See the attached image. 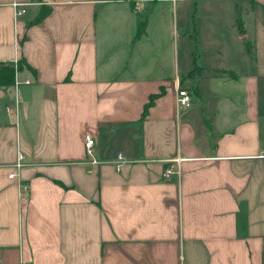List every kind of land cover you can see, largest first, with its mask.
Segmentation results:
<instances>
[{"label":"crops","instance_id":"obj_1","mask_svg":"<svg viewBox=\"0 0 264 264\" xmlns=\"http://www.w3.org/2000/svg\"><path fill=\"white\" fill-rule=\"evenodd\" d=\"M19 59L0 264H264V0H0V62Z\"/></svg>","mask_w":264,"mask_h":264},{"label":"built area","instance_id":"obj_2","mask_svg":"<svg viewBox=\"0 0 264 264\" xmlns=\"http://www.w3.org/2000/svg\"><path fill=\"white\" fill-rule=\"evenodd\" d=\"M14 5H18L17 3H14ZM23 12V9L22 8H17L15 9V13L16 15L20 14ZM16 64H17V61L14 60L13 61V65L12 67L14 68V72L13 73H16L17 70H15L16 68ZM16 82V81H15ZM25 83H28L27 80L24 81ZM174 104H175V108H182V109H186L188 107H190V104H191V98H190V95L189 93L186 91V89H184L183 87H181L179 84H177V81L174 83ZM82 142H83V146H84V151H85V155L89 158L90 157V162L91 163H97V160L91 158V154H92V150H93V143H94V139L93 137L88 133V134H85L83 135V138H82ZM21 158V155H17V160L14 164L15 168L16 167H19L21 165V163H19V160ZM116 168L119 166V164L121 162H123L124 160L122 159L121 157V154L118 152L117 155H116ZM179 158L177 157V159H174V160H171V161H174V162H177ZM172 165H166L163 167L162 171H161V177L162 179H169L171 176H175V177H178V170L175 168V169H172L171 167ZM9 178L15 176V174L13 173H9L7 175ZM19 188L21 191H25L26 190V186L23 185V184H20L19 185ZM19 264H25V263H19Z\"/></svg>","mask_w":264,"mask_h":264},{"label":"trees","instance_id":"obj_3","mask_svg":"<svg viewBox=\"0 0 264 264\" xmlns=\"http://www.w3.org/2000/svg\"><path fill=\"white\" fill-rule=\"evenodd\" d=\"M49 10H50V7L48 5H42L40 7L39 12L36 14L37 16L34 19L30 20L26 25H30V24L40 22L45 16H47ZM139 26L141 28L140 24H139ZM137 34H138V31L135 32L134 36H136ZM24 62L25 61L23 59H19L17 61L15 70L20 71L23 66H26ZM27 67L29 68V66H27ZM30 71H32V70L30 69ZM13 72H14V68L12 67V65L10 63L0 62V85L12 84L13 77H14ZM218 72L227 73L229 76H233V74H234L233 72L227 71L224 69H218ZM151 98H152L151 96L148 98L149 102H147L144 105L143 110L147 107V105H149L151 103V100H152Z\"/></svg>","mask_w":264,"mask_h":264}]
</instances>
